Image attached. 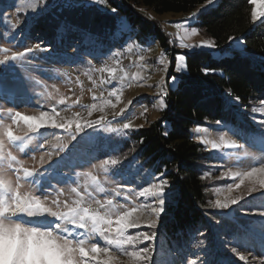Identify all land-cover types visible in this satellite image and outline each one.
Returning <instances> with one entry per match:
<instances>
[{
  "label": "snow or ice",
  "instance_id": "obj_1",
  "mask_svg": "<svg viewBox=\"0 0 264 264\" xmlns=\"http://www.w3.org/2000/svg\"><path fill=\"white\" fill-rule=\"evenodd\" d=\"M219 3L220 0H205L201 7H217ZM246 3L251 6L250 21L264 24V0H246ZM93 4L107 6V0H13L11 7L24 18L15 24H5L6 30L16 29L9 42L18 41L21 35H29L31 27L49 14L58 21V34H66L71 29L81 31L85 43L96 39V34L60 19L66 9ZM20 7L26 9V13L20 12ZM198 11L175 23V28L183 32V35L177 34L178 47L189 52L203 48L216 50L218 45L214 39L185 42V37L190 40L200 33L192 23H198ZM111 12L116 13L117 9L111 8ZM117 24V32L112 33L114 37L121 28L132 31L123 20H118ZM3 40V33H0V41ZM229 41H235L239 54H245L246 50L241 48L242 39L229 36ZM169 43L172 44L171 39ZM125 46L128 51L132 50L133 45L127 41L121 45ZM51 51L52 46H45L44 41L17 51L0 48L3 53L0 56V264H231L221 255L224 249H229L241 262L264 264V118L255 119L257 108H251L253 122L258 125L255 133H247L234 120L225 118L214 121L215 130L220 133L218 139L199 135L207 131L204 127L193 129L195 139L205 150L214 153V160L220 161L204 171L200 178L211 177L213 169L219 170L217 179L231 181L226 185L229 195L207 202L208 207L221 211L219 219H214L207 231L202 226L196 228L204 238L196 245L199 250L173 258L175 254L159 242L157 232L162 214L171 210L178 199L167 169L148 170L143 180H139L140 173L145 171L144 164H139L133 171L139 157L123 164L125 157L119 155L123 139L138 130L133 126L132 115L125 117V122L119 126H112L131 104L128 101L117 110L121 103V80L128 78L129 86L133 81L144 86V78L140 72L129 78L120 66L121 53L109 49L114 58L113 66L105 63L95 69L102 74L101 83L111 85L107 98L103 93L94 95L92 99L97 102L83 105L79 97L72 99L62 94L58 97L60 89L52 85V91L33 92L34 99L27 104L16 103L10 98L8 78L15 79V71L34 60L35 53ZM139 59L143 61L145 57L141 55ZM187 60V53L178 52L174 55L173 65L165 51L155 61L165 73L156 86L159 91L153 100L159 110L169 108V91L165 84L175 87L176 74L187 70ZM170 65L174 71L168 75ZM201 70L207 76L215 74L217 68L204 66ZM232 99L240 101L239 96ZM257 99L264 105V98ZM3 103L9 105L6 110ZM75 106L86 111L87 118L79 111L70 117L61 114ZM143 107L144 112L140 115L148 111L147 106ZM241 107L247 109L248 105ZM19 108H25V111ZM106 108L111 109V120ZM26 111L32 114H26ZM93 113L101 115L92 119ZM229 133L236 138H230ZM163 135H169L167 129ZM139 142L142 144L143 139ZM35 153L40 155L37 157ZM96 160L99 162L95 163ZM229 163L242 170L234 171ZM113 181L115 186L108 187ZM69 184L75 186L67 189L69 195H64V186ZM221 191L220 187L215 188V193ZM233 191L238 194L232 196ZM258 197L260 202L254 204ZM233 206L239 207L234 209ZM229 209L232 210L226 211ZM238 211L248 217L243 223H238ZM145 228L147 230H143Z\"/></svg>",
  "mask_w": 264,
  "mask_h": 264
},
{
  "label": "rangeland",
  "instance_id": "obj_2",
  "mask_svg": "<svg viewBox=\"0 0 264 264\" xmlns=\"http://www.w3.org/2000/svg\"><path fill=\"white\" fill-rule=\"evenodd\" d=\"M221 1V0H220ZM13 0H0V33H3L4 40L0 41V48L9 47L12 51L23 50L24 46H31L37 42L44 41L45 46L51 45L53 51L51 52H37L35 53V59L30 63H27L23 68L17 69L15 71V79L9 77L7 84L10 91V98L18 104H27L28 101L34 99L32 93H40L45 91H52V85H55L60 89V94L64 96H69L72 99L80 98V103L83 105H90L91 103L97 102L92 99V97L100 96L103 93L104 97L107 98L108 91L111 89V85L107 83H101V73L95 71L96 68L103 67L105 63L109 66H113L114 58L109 54V49L112 52L119 51L121 53L119 59L121 60V67L128 73L129 78L135 72H140L141 76L144 78L142 83L144 86H140L139 83L133 81L131 86H129V79L123 78L119 84L121 89V103L117 105V110L128 104L127 111L124 116L118 117L116 121H113L112 126H119V123L125 122V117L129 114L132 115L133 126L140 129L143 127L150 126L154 122L161 121L167 112L171 110V105L169 101V108L167 110H159L158 105H153V100L157 96L159 89L156 87L160 82L161 78L165 76V73L161 71V66L155 63L157 58L162 52L168 53V59L172 61L174 65V55L178 52L187 53L188 50L180 49L178 47V35H183L182 30L175 28L176 22H182L190 16L191 13L198 11V23L193 21V26L200 29V33L193 36L190 40L185 37L186 43H198L204 39H214L201 25V14L203 12L212 10L213 6H207V8H202L205 2L198 4L193 10L187 12H163L157 13L154 10L148 8L147 6L133 3L129 0H107V6L93 4L91 7H76L72 9H66L60 14L61 20H67L73 25H78L80 29L86 30L88 32L96 34V39L84 42V36L81 31L68 30L66 34H58L56 31L58 21L53 18L52 14L42 17L34 27H31L30 34L27 36L21 35L18 41L9 42V38L16 29H5V24L11 25L17 23L18 20H22L24 17L19 15L16 9L11 7ZM114 3V4H113ZM120 6L129 9L138 18L149 22L152 27L156 26L162 31L166 36L167 46H164L160 40L155 38L153 35L146 34L140 26H134L132 21L129 19L128 15L124 14L120 10ZM111 8H116V13L111 12ZM26 9L20 7V12H25ZM118 20H123L126 24L130 25L132 31H129L127 27L121 28L118 34L114 37L113 32L118 30ZM260 22H256L254 27ZM23 27V25H21ZM238 39L244 41L243 35H235ZM172 41V44L169 41ZM155 43H152V41ZM127 43L132 44V50L128 51L127 47H121V45ZM233 49H236V42H230ZM149 45H151V50L149 51ZM244 44L241 45V48ZM198 50H208L214 55L220 53V48L216 50L210 49H197ZM88 53H91L89 55ZM11 54V53H9ZM3 53H0L2 56ZM31 55V54H30ZM143 55L145 59L141 61L139 57ZM91 61V64L88 62ZM39 70V71H38ZM173 66L170 65L168 68V75L173 74ZM184 72V71H183ZM182 72V73H183ZM182 73H177L178 82L179 76ZM123 77V73L120 74ZM91 76V79H89ZM103 76L107 78V74L104 73ZM178 82L175 87H170L169 84H165L170 93L171 89L177 87ZM170 83V82H169ZM264 93V92H261ZM170 95V94H169ZM223 95V94H222ZM225 97V103L232 114L235 116V122L240 125L247 133H255L258 131V125L253 122V114L251 108L255 107L258 113L255 115V119L259 120L264 118V105H260L257 98H262L261 95L250 99L247 102H243L241 99L236 102L232 99L233 95L230 92H226L223 95ZM115 102V98H112ZM43 102V98H41ZM241 105H248V108H242ZM9 105L3 103L2 107L4 110L7 109ZM50 106V105H49ZM147 106V113L145 115H140L144 112V107ZM18 110L25 111V108H19ZM81 112L82 117L87 118V113L79 106H75L69 109L67 112H62V115L71 116L73 112ZM105 112L108 113V119H112L111 109L106 108ZM26 114H32L31 111H26ZM101 115V113H93L92 119H96ZM215 120L206 119L204 124H198L192 127L193 129L197 126H201L207 129L206 132H202L199 135H206L209 139H218L219 132L215 130L214 126ZM143 125V127H139ZM43 131V130H42ZM99 131V130H97ZM133 132L129 133L127 137L123 139L120 156L125 157L122 161L123 164H127L129 161L133 160L134 157H139L136 165L133 166V171L139 164H144L145 171L140 173L138 179L143 180L144 175H146L148 170L159 171L156 166H148L145 159L140 156L141 145L138 144L133 135ZM45 135H48L45 132ZM103 135H111L109 133H103ZM194 136V133H193ZM195 137V136H194ZM229 137L235 139L229 133ZM198 141V140H197ZM199 142V141H198ZM203 146V145H202ZM135 149V151H132ZM52 151H55L52 149ZM203 152L205 156L198 164V168L203 175V172L208 170L213 164H218L220 161L214 160V153L210 150H205L203 146ZM37 157L40 153H35ZM26 158V157H25ZM98 163L99 161H94ZM228 166H233L229 163ZM244 168L247 165L243 166ZM87 170V169H85ZM233 170H242L233 166ZM67 169L65 172L67 173ZM80 171V169H77ZM220 175L219 170L213 169L211 177L205 178V193H206V203L209 200H215L218 196L223 199L228 196L229 193L226 191V185L231 181L225 179H217ZM172 183L174 190L178 195V187L173 182L172 178L168 177ZM75 185H65L66 192L64 195H69L67 189ZM108 187L115 186V182H111ZM60 187V185H57ZM220 187L222 191L217 194L215 193V188ZM238 193L233 191L232 196ZM74 198V197H73ZM247 199L251 200V197ZM178 200V199H177ZM261 198H257L253 203H259ZM243 204V201L241 202ZM177 205V203L175 204ZM208 205V204H207ZM239 206H233V208H238ZM214 213L213 218L206 217L205 221H202L198 226H202L205 231L208 230V225L214 220L219 219L220 211L211 207H208ZM232 209L226 210L231 211ZM238 217V223H243L248 217L244 216L241 212L236 213ZM255 218V217H253ZM174 219L173 208L162 214L160 225L158 226V238L159 242L163 243L166 249H170L176 257H182L185 255H190L199 249L196 245L199 241L204 238L196 232V228L192 230H187L185 232L178 228L175 233L171 231ZM143 230H147L146 228ZM135 232L136 230H132ZM146 244L151 242H145ZM207 244V241H205ZM145 246V245H141ZM239 250V249H238ZM259 250L257 249V252ZM247 254V253H244ZM202 255V254H201ZM222 256L226 257L231 264H247V262L239 261L238 257L230 252L229 249H224L221 253ZM127 259V257H123ZM251 259V257L249 258Z\"/></svg>",
  "mask_w": 264,
  "mask_h": 264
},
{
  "label": "trees",
  "instance_id": "obj_3",
  "mask_svg": "<svg viewBox=\"0 0 264 264\" xmlns=\"http://www.w3.org/2000/svg\"><path fill=\"white\" fill-rule=\"evenodd\" d=\"M147 6L157 13L187 12L205 0H129ZM114 4V3H113ZM250 7L246 0H221L212 10L201 14V25L220 48L214 55L208 50L187 51V70L179 77L176 88L170 90L171 110L161 121L132 133L140 144V156L148 166L166 168L168 177L178 187L177 205L173 207L171 231L183 232L196 228L214 213L206 203L204 180L198 164L205 152L192 133V127L206 119L235 120L225 103L224 93L239 96L243 102L261 95L264 98V24L254 27L250 21ZM134 26L153 35L167 46L166 36L156 26L138 18L123 6ZM119 12V11H117ZM243 35L245 54L230 44L229 36ZM228 50V51H225ZM204 66L216 67L215 74L205 76ZM223 94V95H222ZM227 109V110H226ZM168 130L165 137L163 132ZM143 139L141 144L139 141Z\"/></svg>",
  "mask_w": 264,
  "mask_h": 264
}]
</instances>
